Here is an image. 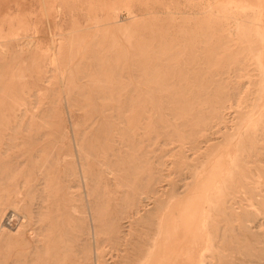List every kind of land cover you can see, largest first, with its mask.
<instances>
[{"label":"bare ground","instance_id":"1","mask_svg":"<svg viewBox=\"0 0 264 264\" xmlns=\"http://www.w3.org/2000/svg\"><path fill=\"white\" fill-rule=\"evenodd\" d=\"M36 1L0 0V264H264V0Z\"/></svg>","mask_w":264,"mask_h":264},{"label":"rangeland","instance_id":"2","mask_svg":"<svg viewBox=\"0 0 264 264\" xmlns=\"http://www.w3.org/2000/svg\"><path fill=\"white\" fill-rule=\"evenodd\" d=\"M29 2H30L31 9H32L33 13L34 14H38V12L40 10V4L38 3V1H36V0H29ZM48 23H49V20H47L46 18H44L41 21V28H42V32L43 33L41 32V34H39V40L42 41L43 43H47V44L50 41L49 31H48V28H49V26H48L49 24ZM47 34H48V36H47Z\"/></svg>","mask_w":264,"mask_h":264}]
</instances>
